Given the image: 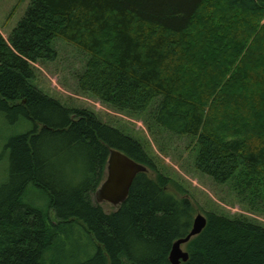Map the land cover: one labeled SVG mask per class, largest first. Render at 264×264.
<instances>
[{
    "label": "trees",
    "instance_id": "16d2710c",
    "mask_svg": "<svg viewBox=\"0 0 264 264\" xmlns=\"http://www.w3.org/2000/svg\"><path fill=\"white\" fill-rule=\"evenodd\" d=\"M55 38L86 55L80 91L192 137L197 171L264 204V0H30L0 33V111L32 123L5 143L0 264H172L196 214L137 139L32 83ZM111 149L147 167L118 208L93 198ZM30 184L45 209L25 201ZM204 216L179 264H264V225ZM78 240L80 251L65 249Z\"/></svg>",
    "mask_w": 264,
    "mask_h": 264
},
{
    "label": "rangeland",
    "instance_id": "374dc122",
    "mask_svg": "<svg viewBox=\"0 0 264 264\" xmlns=\"http://www.w3.org/2000/svg\"><path fill=\"white\" fill-rule=\"evenodd\" d=\"M29 2L30 0H0V33L3 37L6 38L16 26ZM52 47L57 52L56 58L35 64V79L32 83L69 106L92 110L100 120L115 125L137 139L148 152L157 170L170 178V190L178 196H188L195 206L196 214L204 215L206 211H215L229 216L243 215L264 225V204L249 205L238 195L231 181L216 183L195 169L192 137L175 135L156 126L146 114L135 115L117 110L92 94L80 91L76 76L84 66L85 53L60 38L53 39ZM31 127V121L26 118L8 122L0 111V183L7 174V139ZM24 199L42 209L47 205V198L42 190L31 184L27 187ZM102 204L110 206L108 203ZM80 247L81 242L78 240L76 244H66L65 249L80 251ZM70 252L66 251L65 254Z\"/></svg>",
    "mask_w": 264,
    "mask_h": 264
},
{
    "label": "water",
    "instance_id": "95a60500",
    "mask_svg": "<svg viewBox=\"0 0 264 264\" xmlns=\"http://www.w3.org/2000/svg\"><path fill=\"white\" fill-rule=\"evenodd\" d=\"M146 169L144 164L137 162L127 154L111 149L107 159L105 177L93 194L95 202L108 203L111 207L118 208L126 198L135 175ZM205 224L206 217L199 213L195 214L190 231L172 244L169 253V260L172 264H179L188 259V252L183 249L182 245L197 235Z\"/></svg>",
    "mask_w": 264,
    "mask_h": 264
}]
</instances>
